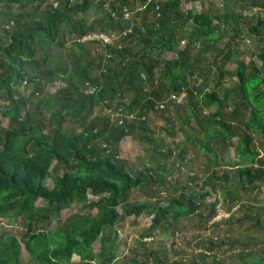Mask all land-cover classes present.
Masks as SVG:
<instances>
[{
  "label": "trees",
  "instance_id": "obj_1",
  "mask_svg": "<svg viewBox=\"0 0 264 264\" xmlns=\"http://www.w3.org/2000/svg\"><path fill=\"white\" fill-rule=\"evenodd\" d=\"M231 1L241 12L228 18L210 7L184 12L181 0H0V124L8 125L0 127V218L25 226L20 233L2 229L0 264H181L167 260L159 236L177 235L195 217L201 229L211 227L220 206L215 201L203 212L209 197L221 193L230 204L221 207L231 211L221 225L239 221L232 205L264 189V0L253 2L261 14L252 19L242 15L249 5ZM93 10L102 17L88 24ZM187 23L194 28L182 51L178 35ZM97 27L129 32L117 44L123 48L85 44L82 37ZM249 44L251 52L244 49ZM31 86L26 95L22 89ZM43 112L50 113L46 126ZM168 112L178 116L179 131L169 120L168 128L148 131L151 114ZM67 120L73 126L64 129ZM126 139L152 154L139 167L120 159ZM193 151L210 159L200 192L199 176L183 182ZM154 154L163 162L156 165ZM170 163L177 171L167 174ZM155 184L181 196L165 203L132 199L136 191L153 196ZM73 205L85 213L50 229ZM143 216L150 225L134 256L124 259L116 230L126 218ZM249 218L254 232L264 231L261 216ZM216 241L199 243L201 264H223L217 251L226 242ZM259 244L263 236L232 240L240 252L231 261L264 264Z\"/></svg>",
  "mask_w": 264,
  "mask_h": 264
},
{
  "label": "rangeland",
  "instance_id": "obj_2",
  "mask_svg": "<svg viewBox=\"0 0 264 264\" xmlns=\"http://www.w3.org/2000/svg\"><path fill=\"white\" fill-rule=\"evenodd\" d=\"M76 1V0H74ZM182 1V7L181 10L186 12L188 10H194L196 11V13H202L207 11V9L210 7V9H212L213 11L218 12V10L220 11L219 15H227L228 18H231V16L238 15L240 14L241 10L234 8L231 5H235L238 8V4L235 1H231V0H226L225 2H227V4H224V0H220L221 4L218 7H215L214 5H216V2H214V4H210V2H208V0H181ZM200 4H202L204 7H200ZM246 4H248V0H239V5H244L246 6ZM195 7V8H193ZM242 15H244V13H242ZM94 17H98L101 18L102 15L98 14V10H93L91 13H89L85 19L89 20L88 24H91L94 20ZM125 17H127V21H129L132 17V14H126ZM233 18V17H232ZM98 28V27H97ZM194 27L191 26L190 23H187L185 25V28L183 30L182 33H179L178 35V39L181 41V44L179 46L180 50H184L185 49V45L187 42V37L190 34V32L193 30ZM100 29V27L98 28V30ZM244 48V47H242ZM91 51H94L95 47H91L90 48ZM247 52H251L252 48L249 45H247L246 48H244ZM254 49V48H253ZM198 55V52L195 53V56ZM208 62H211V60H208ZM211 68L210 66H204V68ZM24 91V93L26 95H29L32 90L33 87H29V88H23L22 89ZM4 108V104H0V109ZM43 123L44 126L47 125V122L50 118V113H46L43 112ZM106 114V112H105ZM159 114L158 113H153L150 115V121L148 122V126L147 128L149 129L148 131H160L161 128L163 127H167L165 124V120H169V121H173L174 122V127L176 131H179L182 123L180 122V120L178 119V116L173 114L172 112H168L166 114H161L160 117H158ZM7 125V121H3V123L0 124V127H6ZM73 123L70 120H67L66 123L63 124V128L64 129H69L72 128ZM75 131H78L76 128H74ZM168 141V145L173 144L174 140L173 139H169ZM236 144V142H235ZM259 145L258 142H256V144L254 143L253 146L255 148L259 150ZM173 145H171L172 147ZM261 148V146H260ZM173 150H175V148H172ZM262 151V150H261ZM260 151V152H261ZM147 146L146 145H142L141 143H137L134 142L132 139H126L122 142L121 146H120V159L122 161H127L129 164H131L130 166L134 167V166H138V163H144L146 162V159H142L145 157H149V155L152 154H148L147 153ZM190 157H188L189 159H191L192 165L187 168L186 166L182 168V170H184V174H183V182H185L186 180L188 181V178H190V176H199V188L198 192L201 191L202 187H201V182L204 178V174L203 171L206 170L208 168L209 165V158H205L204 156H202L200 154L199 151H196V154L193 152H190ZM230 154L235 159V151L234 150H230ZM263 155V154H261ZM155 164L157 165V163H161L163 162V159L160 158L159 156H155ZM262 158V156H261ZM155 165V166H156ZM154 166V167H155ZM223 168V167H222ZM235 170V169H234ZM233 170V172H234ZM177 168L173 167V164L170 163L169 164V169H167V174L170 172H176ZM221 173L223 172H227V173H233L231 170H229L228 168H224L220 171ZM181 177L178 174L173 175V178H177V177ZM182 178V177H181ZM48 186H51V182H47ZM172 188V187H171ZM148 191H150V187L147 188ZM153 190L154 191V195L152 196L150 194L149 196H145L143 194H141L140 192L136 191L133 195V200H148V199H152L155 198L156 200H160L162 202H167L170 199L177 197V196H181V194L178 192L177 194L172 190V189H164L161 188L159 185L155 184V186H153ZM203 190V189H202ZM242 190V189H240ZM219 192V191H217ZM241 194H243V191H240ZM248 195V194H247ZM245 196L243 198V205L239 206L238 203L236 202L235 204L232 205V207L234 208L235 212V218H238L239 221L237 223H234L235 225L229 226L226 224H220V222L216 221L217 224H220L217 228H215V221L212 220L210 223L211 227H208L207 230L205 229H201V227L199 226V218L195 217V218H191L190 220H187L186 222H184L183 224V228L182 231H179V233L175 236H167V235H160L159 236V240L160 241V248L162 250L165 251L166 254V258L169 262L172 261H179L180 259L182 260L181 264H193V262H196L197 264H201L200 258H199V254L200 252H202V250H204L203 248H201L199 246V243L202 240H206L208 238L213 237L214 240L216 241V239H218V241L216 242H226L227 244L229 242L232 241L233 238H237V239H242L244 237H247L248 235H254V236H258L259 238H262V233L263 231H261V233L259 232H254L252 223L253 220L250 219L249 217H254V216H261L262 219H264V209H259L255 206V204H263L264 205V193H260V195L256 196L255 198L253 196L249 197V196ZM223 196L220 195L216 196L215 194L211 197H209L207 199V202L202 206V210L203 212L207 213V207L209 206L210 203L213 202H217L218 206H220L219 211L223 210L222 208H229L230 204H225V202L223 203ZM237 197H235L236 199ZM153 200V199H152ZM42 202H38V205H41ZM223 206V207H222ZM222 207V208H221ZM229 210V209H228ZM227 210V211H228ZM201 211V210H200ZM95 210H93L91 212V214H95ZM231 213V211H228ZM74 213H85V211L83 210L82 207H77L76 205H73L71 209L62 211L61 213V217L57 220H52L51 224H50V229L51 228H55L56 226H58L59 224H62L65 219ZM12 219L15 218V216H10ZM151 222V217H147V216H143L141 218H126L122 223L121 226L116 230L119 234L120 240L122 241V246H121V253L119 254L122 258H131L134 256V252L132 251V247L137 246V242L138 240L141 239L142 241V233L145 229L148 228V226L150 225ZM205 226V225H204ZM0 236L3 233L2 229H6L5 232H13V233H20L22 231L25 230V226L23 223H21L20 219H18L15 223L10 224L9 220L6 219H1L0 218ZM231 239V240H230ZM146 239H144L145 241ZM120 241V243H121ZM149 242H152L153 240L149 239ZM261 241V239H260ZM156 242V241H155ZM259 243V242H258ZM230 244V243H229ZM150 248H153V246L149 245ZM260 246V245H259ZM254 247H258V246H254ZM260 249V248H259ZM240 249L236 248L235 246H230L227 247L226 246H222V248L220 250L217 251V256L219 259H221V262L223 261V264H236L237 261L233 260L232 256H235L239 253ZM143 258H141L142 260ZM146 260V259H144ZM243 263V261H242ZM145 264H153L152 262H148Z\"/></svg>",
  "mask_w": 264,
  "mask_h": 264
},
{
  "label": "clouds",
  "instance_id": "obj_3",
  "mask_svg": "<svg viewBox=\"0 0 264 264\" xmlns=\"http://www.w3.org/2000/svg\"><path fill=\"white\" fill-rule=\"evenodd\" d=\"M128 33L129 32L115 34L102 30H97L84 35L81 40L85 42V44L96 43L103 45L104 47L118 48L119 50H121L123 47H120L117 44H123L125 39L127 38ZM89 36H95V38L89 39Z\"/></svg>",
  "mask_w": 264,
  "mask_h": 264
},
{
  "label": "crops",
  "instance_id": "obj_4",
  "mask_svg": "<svg viewBox=\"0 0 264 264\" xmlns=\"http://www.w3.org/2000/svg\"><path fill=\"white\" fill-rule=\"evenodd\" d=\"M254 1H260V3L262 2V0H248V4H246V6L247 5H249L250 7H251V11L250 12H245L244 13V16H247V17H249L250 19H252L253 17H255V16H257L258 14H261V9L260 8H255V6H252V4H253V2ZM231 6H235V5H231ZM242 23H244V21L243 20H240ZM246 132V131H245ZM253 137H254V140H255V143L256 142H258L259 143V140H258V137H257V135H253ZM257 146H259V145H257ZM259 148V150L261 151V149H260V147H258ZM261 153H262V151H261ZM263 154V153H262ZM261 193H264V189L262 190V192ZM258 195H260V193L258 194ZM257 195V196H258ZM253 197L255 198L256 196L255 195H253ZM255 206L257 207V208H259V209H264V205L263 204H255ZM253 224H254V222H253ZM260 230H262V229H259V228H257L256 227V232H259V233H261V231ZM262 236L264 237V231H263V233H262ZM235 239H237V238H233L232 240H235ZM231 240V239H230ZM230 243V242H229ZM227 244L226 243V245H227V247H229V245L230 244ZM226 245H224V246H226ZM260 245V246H259ZM259 245H257L258 247V249L260 248H263L264 247V245L263 244H259ZM230 246H232V245H230ZM222 248V247H221ZM220 248V249H221ZM219 249V250H220ZM239 249V248H238ZM240 252V251H239ZM221 260V259H220ZM223 262V261H222Z\"/></svg>",
  "mask_w": 264,
  "mask_h": 264
},
{
  "label": "built area",
  "instance_id": "obj_5",
  "mask_svg": "<svg viewBox=\"0 0 264 264\" xmlns=\"http://www.w3.org/2000/svg\"><path fill=\"white\" fill-rule=\"evenodd\" d=\"M95 36H89V39H94ZM163 109V108H162ZM106 115H109L111 116L112 118L114 119H118L121 117V115L118 113V114H114V112L112 111H108V109L106 110ZM130 120H135L136 117L135 115H130ZM121 119V118H120ZM119 123L120 124H123V121L119 120ZM231 217V213L228 212L227 210L224 209V211L220 210L217 215L215 216V218L213 219L215 222L218 221V222H223L225 219H229Z\"/></svg>",
  "mask_w": 264,
  "mask_h": 264
}]
</instances>
